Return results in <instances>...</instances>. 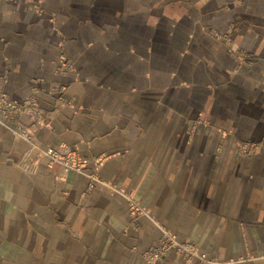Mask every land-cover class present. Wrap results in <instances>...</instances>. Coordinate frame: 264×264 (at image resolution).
Wrapping results in <instances>:
<instances>
[{
  "label": "crops",
  "instance_id": "obj_1",
  "mask_svg": "<svg viewBox=\"0 0 264 264\" xmlns=\"http://www.w3.org/2000/svg\"><path fill=\"white\" fill-rule=\"evenodd\" d=\"M40 1L0 0V88L23 99L39 79L36 141L85 170L21 169L28 144L0 123V264H149L152 217L213 260L188 264H264V146L236 149L264 138V0ZM230 25L253 65L214 35Z\"/></svg>",
  "mask_w": 264,
  "mask_h": 264
},
{
  "label": "built area",
  "instance_id": "obj_2",
  "mask_svg": "<svg viewBox=\"0 0 264 264\" xmlns=\"http://www.w3.org/2000/svg\"><path fill=\"white\" fill-rule=\"evenodd\" d=\"M25 1H30L37 7H41L40 0ZM234 29L235 26L230 25L225 31H214V35L228 44L229 51L238 67L243 64L253 65L255 60L252 55L248 51L232 43L230 33ZM262 63L264 66V61ZM56 64L57 71L61 74L66 75L69 72L75 71L73 63L66 54H61ZM5 78L6 76H3V80H5ZM38 80L39 79H33L34 85L31 87L32 92L23 99L12 98L4 89L0 88V123L11 130L16 139L23 140L28 144L27 150H25L20 159L16 161V164L21 169L30 173L38 171L43 163L47 169H52L55 165L59 164L63 166L65 170L84 172L85 165L77 149H73L66 145H61L59 148H54L50 145L43 146L40 142L36 141L37 129L50 125L48 113L41 106L35 94L38 90L36 85ZM64 89V85L60 86V90ZM54 90V88L51 89L50 93H53ZM23 117L28 118L31 124H25L22 120ZM198 122L197 120L195 123ZM262 146H264V138L259 141L244 140L236 143L238 153L243 156L255 153L256 150ZM104 159V156L97 157L96 166L99 167ZM89 176L98 179L95 173L89 174ZM128 202L132 217L135 218L140 214H149L138 200L128 197ZM152 219L161 229V236L156 244L144 251V259L149 264H156L158 260L168 255L171 251L180 253L186 264L190 263L195 258L200 261L213 262L206 253L200 250L195 242L180 240L170 229L160 223V221L153 217ZM232 263L233 261L229 260L224 264Z\"/></svg>",
  "mask_w": 264,
  "mask_h": 264
},
{
  "label": "rangeland",
  "instance_id": "obj_3",
  "mask_svg": "<svg viewBox=\"0 0 264 264\" xmlns=\"http://www.w3.org/2000/svg\"><path fill=\"white\" fill-rule=\"evenodd\" d=\"M69 58H70V57H69ZM70 60H71V58H70ZM71 62H72V60H71ZM236 65H237V63H236ZM197 120L199 121V120H201V119H197Z\"/></svg>",
  "mask_w": 264,
  "mask_h": 264
}]
</instances>
